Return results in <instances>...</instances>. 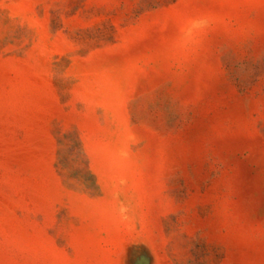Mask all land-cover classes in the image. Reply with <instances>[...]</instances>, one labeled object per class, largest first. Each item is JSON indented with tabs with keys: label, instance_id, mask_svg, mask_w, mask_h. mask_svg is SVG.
<instances>
[{
	"label": "rangeland",
	"instance_id": "374dc122",
	"mask_svg": "<svg viewBox=\"0 0 264 264\" xmlns=\"http://www.w3.org/2000/svg\"><path fill=\"white\" fill-rule=\"evenodd\" d=\"M0 264H264V0H0Z\"/></svg>",
	"mask_w": 264,
	"mask_h": 264
}]
</instances>
